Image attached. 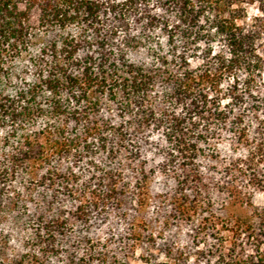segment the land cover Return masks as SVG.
<instances>
[{
    "label": "trees",
    "instance_id": "obj_1",
    "mask_svg": "<svg viewBox=\"0 0 264 264\" xmlns=\"http://www.w3.org/2000/svg\"><path fill=\"white\" fill-rule=\"evenodd\" d=\"M264 0H0V264H254Z\"/></svg>",
    "mask_w": 264,
    "mask_h": 264
},
{
    "label": "rangeland",
    "instance_id": "obj_2",
    "mask_svg": "<svg viewBox=\"0 0 264 264\" xmlns=\"http://www.w3.org/2000/svg\"><path fill=\"white\" fill-rule=\"evenodd\" d=\"M253 208L256 212L264 215V193L257 194L253 199ZM261 242H264L261 241ZM261 254L252 260L254 264H264V244L261 245Z\"/></svg>",
    "mask_w": 264,
    "mask_h": 264
}]
</instances>
